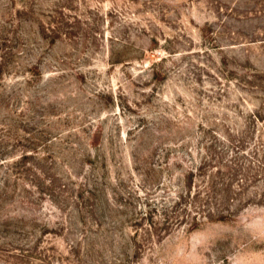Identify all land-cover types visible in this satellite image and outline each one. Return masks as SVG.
<instances>
[{
	"label": "rangeland",
	"instance_id": "374dc122",
	"mask_svg": "<svg viewBox=\"0 0 264 264\" xmlns=\"http://www.w3.org/2000/svg\"><path fill=\"white\" fill-rule=\"evenodd\" d=\"M0 264H264V0H0Z\"/></svg>",
	"mask_w": 264,
	"mask_h": 264
}]
</instances>
